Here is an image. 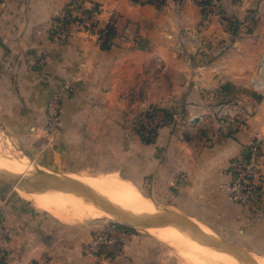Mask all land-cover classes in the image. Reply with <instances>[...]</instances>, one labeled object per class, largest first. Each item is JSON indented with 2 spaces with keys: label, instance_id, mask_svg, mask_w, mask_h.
Wrapping results in <instances>:
<instances>
[{
  "label": "crops",
  "instance_id": "1",
  "mask_svg": "<svg viewBox=\"0 0 264 264\" xmlns=\"http://www.w3.org/2000/svg\"><path fill=\"white\" fill-rule=\"evenodd\" d=\"M70 1L0 0L1 133L46 170L117 172L153 202L239 236L264 257V185L247 205L226 189L228 161L253 135L264 151V0H220L224 23L205 16L197 0H82L102 5L101 26L112 30L107 45L82 34L53 37L54 15ZM75 76L62 99L60 132L48 140L45 104ZM229 94L236 103L227 107ZM148 105L176 111L180 120L146 142L135 123ZM229 118L228 131L213 137ZM0 213L10 232L8 264L41 256L50 264H92L81 245L94 221L64 222L1 188ZM156 245L134 236L115 264H152Z\"/></svg>",
  "mask_w": 264,
  "mask_h": 264
},
{
  "label": "built area",
  "instance_id": "2",
  "mask_svg": "<svg viewBox=\"0 0 264 264\" xmlns=\"http://www.w3.org/2000/svg\"><path fill=\"white\" fill-rule=\"evenodd\" d=\"M205 16L213 14L219 23L227 22L220 8V0H197ZM102 5L98 2L86 4L82 0H71L61 7L54 15L52 21V35L54 38H65L75 34L94 40L98 45L110 42V26H101ZM261 61L260 68H263ZM79 80L75 76L72 80L64 81L55 88L52 96L44 107V134L49 140L54 138L61 129V104L66 92H72L75 83ZM258 81L253 85L257 88ZM260 87V86H259ZM233 118V117H232ZM180 120L176 111L163 107L144 106L137 118L135 127L140 138L152 141L158 131L165 126H173ZM191 121L196 122L197 116H192ZM231 118L223 120L225 127H219L212 132L216 136L219 132L228 131ZM221 132V133H222ZM230 181L226 186L230 197L243 205L258 200L264 185V151L262 138L255 134L243 146L242 153L228 161ZM134 231L125 224L108 220L97 226L90 238L82 243L81 252L84 256L92 258V264H115L125 254L126 246ZM10 236L3 218L0 215V264H8L9 256L6 250V241ZM28 264H50L47 256L31 260Z\"/></svg>",
  "mask_w": 264,
  "mask_h": 264
},
{
  "label": "bare ground",
  "instance_id": "3",
  "mask_svg": "<svg viewBox=\"0 0 264 264\" xmlns=\"http://www.w3.org/2000/svg\"><path fill=\"white\" fill-rule=\"evenodd\" d=\"M3 158L2 156V159ZM27 158L17 160H14V158L13 161H11L12 158L7 161L0 160L1 172L4 174L17 172L18 174L29 173L34 176H43V169L30 172L34 165L32 161H29ZM60 176L69 178L79 184L89 186L95 192L105 197L109 202L128 212L142 214L155 213L158 211L156 206L153 207L154 202L150 198L146 197L131 181L123 178L117 172H102L92 175L68 173L64 175L61 174ZM17 188H19L18 192L22 197L64 222L83 220L87 217L110 215V213L105 211L98 203L88 201L74 192L55 189L39 190L27 185H20L17 186ZM198 224L206 232H211L202 224ZM146 229L157 239L175 248L178 254L184 258L186 264H243L238 261L234 255L202 244L189 232L181 230L176 226H150ZM252 256L258 264H264V257L257 254H252Z\"/></svg>",
  "mask_w": 264,
  "mask_h": 264
},
{
  "label": "water",
  "instance_id": "4",
  "mask_svg": "<svg viewBox=\"0 0 264 264\" xmlns=\"http://www.w3.org/2000/svg\"><path fill=\"white\" fill-rule=\"evenodd\" d=\"M0 183L9 186L27 185L39 190L55 189L74 192L88 201L98 203L105 211L118 218L117 222L122 224L142 228L173 225L181 230L189 232L202 244L234 255L236 259L243 264H258L253 256H250L237 247L216 238L211 232H206L190 217L170 209L158 210L155 213L134 214L109 202L105 197L95 192L89 186L79 184L69 178L48 172H43V176H23L0 173Z\"/></svg>",
  "mask_w": 264,
  "mask_h": 264
},
{
  "label": "rangeland",
  "instance_id": "5",
  "mask_svg": "<svg viewBox=\"0 0 264 264\" xmlns=\"http://www.w3.org/2000/svg\"><path fill=\"white\" fill-rule=\"evenodd\" d=\"M263 37H264V29H263L261 38H263ZM263 53H264V51H263ZM263 59H264V54H262L261 57L259 58V62H261ZM259 62H258V64H259ZM262 71L264 73V68H263ZM251 90H253V88L251 87V85H248V91H251ZM251 92L255 93L257 91L253 90ZM256 94L257 93L253 94V96L256 97L255 96ZM235 97H236L235 95H231V94H229L228 96H225V99H226L225 102L229 103V104H227V107H230V104L232 105V104L236 103ZM261 98H262V95H260L258 98H256L257 100H255V102L258 103ZM255 102H253V105L256 104ZM225 111L226 112L220 113L221 115H217L216 114V116L223 117V116H227L229 114V112L230 113L233 112V111L230 110V108H229V110H225ZM12 143L13 142L11 140L7 139L0 131V158H1L0 160L7 161V160H11V158H12L11 161H13L14 158H15L14 160H17V159H24V158L28 157L27 159L29 161H32V164L34 165V167L30 170V172H32L34 170L43 169L42 170L43 172L54 173V174H58V175L65 174L63 172H52V171H49V170H45L44 167L39 166L38 164H36V162L31 157L26 156V154H23L20 150H18L16 148V145L12 144ZM16 152H17V154H16ZM2 156L4 157L3 159H2ZM11 156H13V157H11ZM1 171L2 170L0 169V173H2ZM14 173L10 172L11 175L33 176L32 174H29V173H19V174L17 172H14ZM78 173L82 174V175H85V174L86 175H89V174L92 175V174H98V173H102V172H92V171L89 172V171L82 170V171H80ZM0 188L2 190H4V192H9V193L16 194V195L18 194V196L22 197L19 194V192H18L19 188H17V186H9V185L4 184L2 186L0 185ZM22 198H24V197H22ZM25 200H27V199H25ZM27 201L29 202V200H27ZM29 203L32 204L33 206H35L31 202H29ZM154 203H155V205H156L158 210L170 209V210H173L175 212H178L180 214L185 215L182 211H180L177 208H174V207L170 206L169 204L157 203V202H154ZM35 207L38 208L37 206H35ZM41 210H43V209H41ZM44 211H46V210H44ZM108 220H116V221H118V218H116L115 216L110 214L109 216L103 215V216H99V217H87V218H84L83 220H73V221H70L68 223H79V222L86 223V222L94 221V224L95 223L98 224V225H96V227H97L100 224H102V223H104V222H106ZM128 226H130L133 229V231H134L132 237H134V236L151 237L152 239L156 240L159 243V245H156L155 247H150V249H149L151 251L150 252V256L152 257V259H151L152 264H186L184 258H182L178 254V252H177V250L175 248H173L171 245L167 244L166 242H164V241H162L160 239H157L154 235H151V233L146 228L134 227V226H131V225H128ZM211 233L216 238H219V239H221V240H223V241H225V242L237 247L238 249L242 250V252H244V253H246V254H248L250 256H252V254L255 255L254 252L249 251V250L246 249V247H245L246 244L243 241L240 240L241 238L239 236H236L234 234H229V232H225L220 227H214V229L211 230ZM132 237H131V239H132ZM144 247H146V245H144ZM141 249L143 250V248H141ZM145 256L148 258L147 255H145Z\"/></svg>",
  "mask_w": 264,
  "mask_h": 264
},
{
  "label": "trees",
  "instance_id": "6",
  "mask_svg": "<svg viewBox=\"0 0 264 264\" xmlns=\"http://www.w3.org/2000/svg\"><path fill=\"white\" fill-rule=\"evenodd\" d=\"M136 1H138V0H136ZM149 1H152V0H149ZM159 1H160V0H156L157 3H159ZM224 17H225V16H224ZM225 19H226V21L228 22V19H227V18H225ZM229 22H230V23H229L227 29H228L230 32L234 33V31H236V30L234 29V26H235V25H234V23L231 22L230 20H229ZM109 34H110V35L112 34V30H111V29H110V31H109ZM108 43L110 44V42H106L105 44L107 45ZM221 118H222V117H221ZM142 140H143V141H146V140H144V139H142ZM146 142H149V141H146ZM0 214H1V213H0Z\"/></svg>",
  "mask_w": 264,
  "mask_h": 264
}]
</instances>
